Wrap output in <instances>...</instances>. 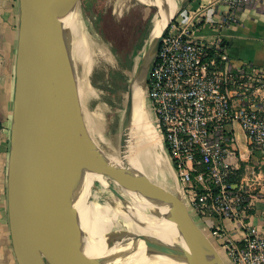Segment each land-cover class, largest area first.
Listing matches in <instances>:
<instances>
[{
	"label": "water",
	"instance_id": "1",
	"mask_svg": "<svg viewBox=\"0 0 264 264\" xmlns=\"http://www.w3.org/2000/svg\"><path fill=\"white\" fill-rule=\"evenodd\" d=\"M18 1L8 167V215L14 254L18 264H46L45 257L53 264H85L80 242L92 238L91 213L70 187L63 158L69 148L63 133L73 126L70 24L78 0ZM187 2L184 0L180 9ZM174 16L154 38L144 64L129 82L123 129L131 121L135 82L141 74L148 106L149 73ZM170 167L174 172L172 164ZM177 184L181 214L145 218L127 207L113 216L112 226L104 235L106 242L170 250L183 264H225L189 211Z\"/></svg>",
	"mask_w": 264,
	"mask_h": 264
},
{
	"label": "built area",
	"instance_id": "2",
	"mask_svg": "<svg viewBox=\"0 0 264 264\" xmlns=\"http://www.w3.org/2000/svg\"><path fill=\"white\" fill-rule=\"evenodd\" d=\"M253 0H223L217 30L238 21ZM200 14L173 21L162 37L147 84L148 107L177 176L183 199L232 264H264V229L249 222L262 168L245 164L236 124L264 152V70L235 59L221 32L199 37ZM226 221L240 222L241 239ZM203 229V228H202ZM205 229V228H204Z\"/></svg>",
	"mask_w": 264,
	"mask_h": 264
},
{
	"label": "bare ground",
	"instance_id": "3",
	"mask_svg": "<svg viewBox=\"0 0 264 264\" xmlns=\"http://www.w3.org/2000/svg\"><path fill=\"white\" fill-rule=\"evenodd\" d=\"M139 1L156 6L158 14L162 12L152 27V38L160 35L167 21L178 12L181 2L180 0ZM78 14L76 10L70 24L71 79L73 84L71 92L73 103L71 116L73 126L66 129L63 133V138L68 147H70V151L67 150L63 158L70 187L75 191L80 202L91 213L90 231L92 238L80 242V247L85 257V264H183L175 259L174 253L170 250H160L151 245L117 246L106 242L104 235L112 226L113 216L122 211L111 207L107 203H103L98 196L92 199L88 197L90 186L101 176L109 177L120 188L119 191L116 188H112L111 190L117 198L121 197L127 203L132 204L127 206L130 208V211L138 210L145 218L151 217L152 214H155L158 218L165 217L171 214L167 212L168 207L174 213L182 211L178 200L169 205H157L154 202V191L152 189H147L146 196L142 197L134 181H132L134 178L131 179V177H126V175L123 178L121 177L119 166L122 162H126V159H129V155L131 154L130 161L132 166L130 170H138L139 175L137 176L140 177L141 172H147L149 167L153 166L174 180L169 162L161 151V139L156 128L153 126L152 117L145 109L146 104L142 97V74L136 78L135 82L134 115L136 116L137 139L134 146H128L129 124L126 125L122 132V136L127 143L125 154L109 153L96 146L97 138L102 135L105 129L103 112L106 111H101L100 109L93 112L88 111L83 107L84 102L82 101L97 92L89 81V75L99 58L109 63H113L114 59L109 48L88 33L84 24L80 21ZM84 118L89 121L87 127L82 124V119ZM72 150L75 152L73 153ZM128 153L129 155L127 156ZM77 163H80L79 168L76 166ZM99 169L102 170L101 174L97 172ZM138 172H131V174H137ZM139 179L144 180V178ZM102 185L109 187L110 184L103 182ZM116 206L119 208V203H116Z\"/></svg>",
	"mask_w": 264,
	"mask_h": 264
},
{
	"label": "rangeland",
	"instance_id": "4",
	"mask_svg": "<svg viewBox=\"0 0 264 264\" xmlns=\"http://www.w3.org/2000/svg\"><path fill=\"white\" fill-rule=\"evenodd\" d=\"M157 11L158 8L156 6L148 3H142L139 0H128V2L127 0H78L77 12L79 13L78 15L80 21L82 24H84L89 34L93 35L109 48L114 59L113 63H109L99 58L98 62L94 65L91 74L89 75V81L91 85L97 90V92L96 94L90 95L88 98H86V100L84 99L82 101L85 105H83V107L88 111L93 112L97 109L106 111L103 112L105 129L101 135L104 137L99 136L96 140V146L100 147L106 152L125 154V147L127 143L122 136V132L125 118L127 117L126 109L128 100V84L130 81L135 79L140 66L144 64L145 59L150 53L154 41V38L151 37V30L157 17L162 14V12L158 14ZM0 12H5L3 0H0ZM2 52H4V48H2L0 40V71L3 69L5 70V64L3 65L1 62L4 58ZM13 55L14 52L12 51L9 65V77L12 82L14 79L15 65V56ZM1 74L2 73L0 72V90L3 88L2 86H4L2 85L3 79ZM142 97L144 98V101H146V90L143 92ZM9 102H11V100H9ZM1 106L0 96V107ZM147 107L145 109L151 116L150 109ZM82 124L87 127L89 125L88 119H82ZM135 124L136 116L134 115L133 110L131 121L129 123V147L134 146L137 139ZM158 135L161 139V151L166 156V159L170 165V159L166 152L167 150L165 149L162 137L160 134ZM67 150L70 151V147ZM74 152L75 151H73V153ZM128 155L129 153L127 156ZM130 158L131 154L129 155V159L127 158V161L122 162L120 164L121 167L119 166L121 177L123 178L126 175L127 177H131V179L134 178L132 181H134V184L136 185L138 192L142 195V197L146 196L147 189H152L154 191L153 198L155 204H159L161 206L172 204L176 200V193L178 192V179L173 170L171 169L174 180L168 177V175L165 173L161 172L160 169H156L153 166L149 167L147 172H141L139 177L137 176L139 175L138 170H130L132 166ZM79 165L80 163H77L76 166L79 168ZM101 171L102 170L99 169L97 171L99 172L98 174H101ZM131 172L138 173L131 174ZM139 178H144V180ZM103 182L110 184L109 187H104L102 185ZM112 188H116L117 191L120 189L109 179V177L101 176L90 186L88 197L92 199L98 196V198L103 203H107L113 208L125 211L127 206L132 204L127 203L126 200L122 199L121 197L117 198V196L111 190ZM179 192L182 193L181 190ZM116 203H119V208L116 206ZM189 211L193 213V216L201 228H203L206 235H209L208 229L196 218L192 209L189 208ZM167 212L171 214L174 213L170 207H168ZM176 214H181V212ZM210 240L219 250L224 261H227L229 258L227 257L228 254L225 252L224 247L220 245L216 239L210 238ZM229 260L228 262L230 263ZM45 262L46 264H53L47 257H45Z\"/></svg>",
	"mask_w": 264,
	"mask_h": 264
},
{
	"label": "crops",
	"instance_id": "5",
	"mask_svg": "<svg viewBox=\"0 0 264 264\" xmlns=\"http://www.w3.org/2000/svg\"><path fill=\"white\" fill-rule=\"evenodd\" d=\"M180 1L181 5L184 0ZM3 4L5 12H0V40L5 52H2L4 58L1 61L3 65L5 64V70L0 71L3 79L2 85H4L0 90L2 105L0 107V264H18L12 246L9 225L8 167L15 85V65L13 82L9 77V65L12 51L16 63L20 12L18 0H3ZM227 11L228 7L223 0H188L183 8H179L173 21H177L181 25H188L193 21L195 14H200L202 19L199 26V37L212 39L217 32H221L229 53L235 59L264 70V0H253L242 7L238 11L237 22L226 26L222 31L217 30L216 24L220 23ZM236 132L241 152L245 158L242 165L249 163L260 166L262 168L261 172L264 173V152L252 149L244 130L238 124H236ZM256 187L254 192H260L263 197L261 200L253 201L249 222L264 229V179ZM226 227L230 234L235 233L237 239L244 236V230L240 222L226 221ZM228 260L225 261V264H232Z\"/></svg>",
	"mask_w": 264,
	"mask_h": 264
},
{
	"label": "flooded vegetation",
	"instance_id": "6",
	"mask_svg": "<svg viewBox=\"0 0 264 264\" xmlns=\"http://www.w3.org/2000/svg\"><path fill=\"white\" fill-rule=\"evenodd\" d=\"M128 91H129V84H128Z\"/></svg>",
	"mask_w": 264,
	"mask_h": 264
}]
</instances>
